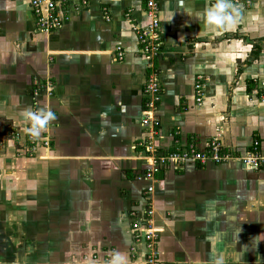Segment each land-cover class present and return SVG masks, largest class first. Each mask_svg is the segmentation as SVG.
<instances>
[{"label": "crops", "instance_id": "crops-1", "mask_svg": "<svg viewBox=\"0 0 264 264\" xmlns=\"http://www.w3.org/2000/svg\"><path fill=\"white\" fill-rule=\"evenodd\" d=\"M29 1L0 0V264H107L116 252L142 263L132 224L148 186L139 143L149 65L160 153L218 138L237 157L257 141L262 158L258 170L161 169L149 196L159 264H264V0H232L240 19L216 32L197 17L212 0H158L161 49L149 60L136 39L149 24L145 0H69L59 12L68 20L49 35ZM26 110L54 114L49 148L26 151ZM64 193L83 210L80 239L42 245L44 212Z\"/></svg>", "mask_w": 264, "mask_h": 264}, {"label": "built area", "instance_id": "built-area-1", "mask_svg": "<svg viewBox=\"0 0 264 264\" xmlns=\"http://www.w3.org/2000/svg\"><path fill=\"white\" fill-rule=\"evenodd\" d=\"M69 0H30L29 6L34 16V25L38 33L49 35L59 29L68 17L61 13V6ZM158 0H145V14L149 19V24L145 29L136 31V39L139 44V51L149 60L155 58L161 49V40L158 22ZM235 1H233L234 3ZM239 7L238 2H235ZM234 3V4H235ZM246 5V4H245ZM245 7V6H243ZM240 7L239 9H241ZM60 12V13H59ZM120 56V55H119ZM148 73L145 78L143 96L145 98L144 108L142 111L141 126L144 131V137L139 143L143 151V159L146 161L147 169L142 175V179L148 183L144 189L145 206L141 216V222L137 221L132 224L134 230L140 233L144 242L145 256L141 264H159L160 252L157 247L158 235L155 232L152 216L153 209L150 204L149 196L153 191V184L156 183V176L161 169L172 168L178 169L189 164H205L212 162L214 164L228 163L237 161L242 166L258 170L262 158L258 153L259 143L255 141L252 145V151L243 156H233L222 147L218 138L206 142L204 149L199 151L195 146L188 145L166 153H160L154 145V140L158 135L160 127L159 119L156 117V111L160 101V85L157 79L156 70L150 65L147 66ZM47 95L52 94V85L46 81L42 85ZM195 103L200 105L203 99L202 84L197 83L194 87ZM36 93V92H35ZM264 100V96L262 97ZM49 123L41 132L39 138L29 135L27 138L28 148L26 151L32 153L37 147L49 148L51 139L48 136ZM17 139L18 136L15 135Z\"/></svg>", "mask_w": 264, "mask_h": 264}, {"label": "clouds", "instance_id": "clouds-1", "mask_svg": "<svg viewBox=\"0 0 264 264\" xmlns=\"http://www.w3.org/2000/svg\"><path fill=\"white\" fill-rule=\"evenodd\" d=\"M197 17L203 21L206 31H223L239 21L240 9L232 0H212ZM24 116L26 121L30 122V127H27L26 131L34 138H39L49 121L55 119L53 113L43 110L35 112L26 110ZM237 257L239 258V253ZM107 264H129V261L126 254L116 252L111 255Z\"/></svg>", "mask_w": 264, "mask_h": 264}, {"label": "rangeland", "instance_id": "rangeland-1", "mask_svg": "<svg viewBox=\"0 0 264 264\" xmlns=\"http://www.w3.org/2000/svg\"><path fill=\"white\" fill-rule=\"evenodd\" d=\"M51 197H54L53 204L50 206L51 209L44 212V214L47 212V215L41 220L44 228L39 229L42 233V245L43 241L52 239L59 249L60 246L62 249L69 248L73 242L75 243V240L80 239L78 233L81 226L77 221L78 215L84 214L83 210L79 208L75 200L72 201L70 195L64 193V195L55 194Z\"/></svg>", "mask_w": 264, "mask_h": 264}]
</instances>
